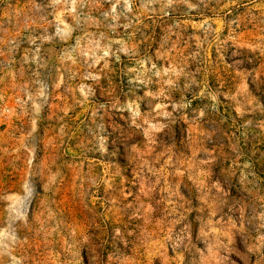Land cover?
<instances>
[{
  "label": "rangeland",
  "instance_id": "rangeland-1",
  "mask_svg": "<svg viewBox=\"0 0 264 264\" xmlns=\"http://www.w3.org/2000/svg\"><path fill=\"white\" fill-rule=\"evenodd\" d=\"M0 264H264V0H0Z\"/></svg>",
  "mask_w": 264,
  "mask_h": 264
}]
</instances>
